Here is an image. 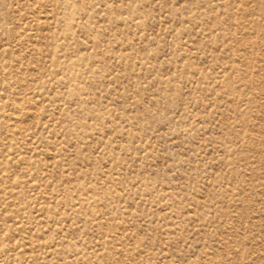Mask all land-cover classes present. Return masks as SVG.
<instances>
[{
	"label": "rangeland",
	"instance_id": "374dc122",
	"mask_svg": "<svg viewBox=\"0 0 264 264\" xmlns=\"http://www.w3.org/2000/svg\"><path fill=\"white\" fill-rule=\"evenodd\" d=\"M0 264H264V0H0Z\"/></svg>",
	"mask_w": 264,
	"mask_h": 264
}]
</instances>
